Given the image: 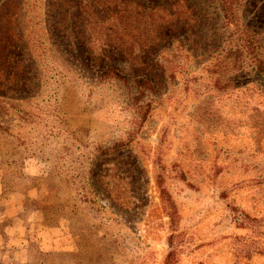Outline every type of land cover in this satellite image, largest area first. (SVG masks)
Masks as SVG:
<instances>
[{
  "label": "rangeland",
  "instance_id": "obj_1",
  "mask_svg": "<svg viewBox=\"0 0 264 264\" xmlns=\"http://www.w3.org/2000/svg\"><path fill=\"white\" fill-rule=\"evenodd\" d=\"M177 2L0 0V264H264V0Z\"/></svg>",
  "mask_w": 264,
  "mask_h": 264
},
{
  "label": "trees",
  "instance_id": "obj_2",
  "mask_svg": "<svg viewBox=\"0 0 264 264\" xmlns=\"http://www.w3.org/2000/svg\"><path fill=\"white\" fill-rule=\"evenodd\" d=\"M176 1H178L177 3L179 4L180 0H176ZM223 3H226V2H223ZM225 6H226L225 10L229 9L227 4ZM240 52H241L240 50L232 51L229 53L230 56H227L228 59H233V63L236 66L239 63H241V57H242L241 55L242 54ZM239 66H240V64H239ZM257 67H258V70H257L258 75L261 78H264V60L260 61V63L258 64ZM109 76H114V77H117L118 79L124 78V75L121 74V72L114 70L113 68H108L105 71L104 77H109ZM137 87L140 89V95L146 94L147 91H153L154 90L153 86L151 85L150 80L145 78V77L137 79ZM108 152H109V150H102L103 154H107ZM158 183H159V186L161 187L160 181ZM162 193L164 194V198L167 201V207L169 209L171 220L173 221L175 219V216H177V214H178L176 204L174 203V201L172 200V198L168 194V192L163 188H162ZM63 240L64 239H59L60 242H63ZM169 243H170V245H173L172 239ZM56 248H58V247H55V245L52 244L51 250L54 251L52 253V255H55V253H57L59 251ZM55 250H57V251H55ZM172 257H173V252L170 251V253L168 254V257H167L168 258L167 264H170L169 261L172 259Z\"/></svg>",
  "mask_w": 264,
  "mask_h": 264
},
{
  "label": "crops",
  "instance_id": "obj_3",
  "mask_svg": "<svg viewBox=\"0 0 264 264\" xmlns=\"http://www.w3.org/2000/svg\"><path fill=\"white\" fill-rule=\"evenodd\" d=\"M49 237H47V239H48ZM47 239H44L43 241H44V246H42V250H44V251H48L47 250V243H48V241H47ZM39 242L40 243H42V240L41 239H39ZM80 246V245H79ZM79 246H77V245H75L74 247L75 248H77V247H79ZM79 254H86V253H79ZM68 257H71V253H60V255H59V257H58V261L57 262H54V261H52L50 264H57V263H62V262H64L65 261V259H67ZM54 262V263H53ZM47 264H49V263H47Z\"/></svg>",
  "mask_w": 264,
  "mask_h": 264
}]
</instances>
